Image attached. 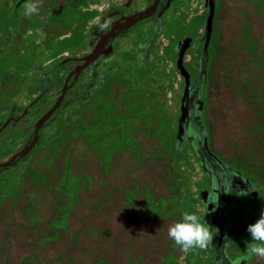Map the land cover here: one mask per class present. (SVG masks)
Instances as JSON below:
<instances>
[{"label": "flooded vegetation", "instance_id": "af4514ba", "mask_svg": "<svg viewBox=\"0 0 264 264\" xmlns=\"http://www.w3.org/2000/svg\"><path fill=\"white\" fill-rule=\"evenodd\" d=\"M22 3L23 0H0V41L6 38L0 49V129L5 125L0 133V165L13 164L8 168L0 166V182L5 180L6 173L25 164L20 186L6 198L18 202L19 207H14L9 214L1 213L6 199L0 204V264H75L73 258L66 256L74 248L75 240H92L97 231L103 232L107 243L104 256L95 257L94 264H155L156 258V264H229L230 259L241 255L244 249L238 237L247 232V226L255 219L241 223L238 230L234 226L233 206H236V215L245 219L243 199L264 202L250 179H256L264 189V169L252 147L244 153L246 157L240 151L228 157L218 153L213 148L210 121L215 117L216 72L228 56L224 49L227 12L243 8L249 4L248 0L237 3L215 0L205 59L201 56L208 14L191 9L181 0H38V14L30 18L23 15ZM101 24L105 25L103 29ZM232 49L239 51L234 46ZM2 51L7 56L2 57ZM51 54H58L60 58L49 63ZM92 55L94 60L90 62L87 58ZM235 60L232 53L231 63H236ZM261 67L259 74L264 79V64ZM202 69L197 87L195 83ZM184 73L189 78L187 98L198 95L191 106L195 112L199 111L207 131L211 159L204 161V167L197 153L198 137L191 135L186 126L178 135L181 99L186 87ZM140 85L144 88L140 89ZM94 98L107 101L114 110L106 113L111 129L106 145L108 158L104 172L92 166L95 171L88 173L92 186L86 215L93 222L86 226L90 227L89 232L93 231L86 236L82 229L79 234L85 238L74 232L70 234L72 240L68 237L69 219L65 231L28 223L32 178L37 173L43 177L46 124L75 106L78 127L89 118L90 112L86 110L92 105L87 102ZM150 103H156L155 110H150ZM159 104L168 110L165 117L160 115ZM50 109L54 110L43 124L39 119ZM140 113L147 117L139 120L136 117ZM117 115L120 116L116 120ZM121 115L125 123L120 121ZM161 122H168L171 128L165 131ZM168 130L173 134H166ZM159 132L163 133L162 138ZM112 137L125 139L124 144L114 145ZM78 140L75 138L73 147ZM31 144V151L16 162L14 157ZM183 150L197 158L203 183L198 188H193L190 180L182 177L183 173L176 179V152ZM184 162L190 171L193 164ZM46 175L51 180V172ZM159 180L165 195L153 196L150 184ZM182 180L187 183V191L177 186ZM27 183L28 195L19 202L23 184ZM129 191L133 192L131 199ZM239 192L246 195L239 196ZM146 199L161 204L160 212L144 209ZM184 212L195 213L202 222L205 220L216 229L213 244L187 253L174 246L167 232ZM30 231L36 232V239ZM141 232L151 237L153 253L160 256L154 257L139 245L136 240ZM56 234L57 239L44 241ZM64 237L68 244L56 256L44 255L43 246ZM224 245L229 249L227 257L220 251ZM88 255L83 252L82 260ZM257 259L254 257L248 264H254Z\"/></svg>", "mask_w": 264, "mask_h": 264}, {"label": "rangeland", "instance_id": "374dc122", "mask_svg": "<svg viewBox=\"0 0 264 264\" xmlns=\"http://www.w3.org/2000/svg\"><path fill=\"white\" fill-rule=\"evenodd\" d=\"M229 1L237 3L239 0ZM248 2L249 4L246 3L241 9L239 7L232 8L227 12L228 21L226 24L227 27L224 28V49L226 48L225 50L228 52V56L224 58L223 65L216 72L218 76V88L213 90L214 97H216L214 101L216 102L214 105L215 109L213 111V113L215 112V117L210 121V126L213 133V148L218 153L228 157L232 153L240 151L246 157L245 154H247L248 147H252V149H255L254 154L256 155V160H260L263 166L262 168L264 169V79L259 74L261 72L259 69L264 64V0H248ZM5 39L0 41V49ZM233 46L239 49L238 53L232 51ZM232 53L235 55L236 63H231ZM1 56H7V53L2 51ZM259 59H261L260 63ZM142 88L144 86L140 85V89ZM238 89L239 93L237 94ZM141 95L143 96L144 93L138 94L137 96ZM87 104L92 105L86 110V112H90L87 121L85 123L82 121L77 127L74 119L72 124L74 126L73 137L75 136V138L79 139L78 144L76 143L75 147H71L70 151V149L65 147V138L62 137V145L59 146L56 158L52 163L51 159L48 158L45 163V166H50V168H43L45 174L51 172V180H46L44 174L41 177L39 173L34 174L32 178V181L38 182L41 186V192L38 196V209L42 213V218L37 220L38 218L33 216V211H30L32 214L30 223L50 226L54 231H65L69 219L70 232H68V237L72 238V240L74 238L70 234L74 232H77L76 236H80L79 233H82L81 230L83 229V234L87 236L93 231L90 230L91 232H89L90 227L86 226V224L93 222L92 217L86 215L90 197L88 192H90L92 186L88 173L93 174V171H95L92 166H97L104 172L103 167L108 158L106 145L111 130L109 126L110 121L106 113L114 111L110 109L108 102L105 100L94 98L89 100ZM155 104H149L150 110H155ZM139 106H144V102H139ZM69 108L73 109L72 112H74L76 107ZM158 110L160 115L164 117L168 112L161 104H159ZM117 112L119 111L117 110ZM66 116L67 113H62L59 115V118L61 119ZM111 116L113 117V115ZM119 116L117 115L114 118L117 120ZM149 116L152 115L149 114ZM141 117L146 118L147 116L140 113L136 118L140 120ZM120 121L125 123L123 115H121ZM161 128L166 131L167 128H171V125H168V122H161ZM161 131L164 130L161 129ZM168 133L173 134L172 130H168L166 134ZM159 137H163L162 132H159ZM172 137L174 138V135ZM112 138L114 145L121 146L124 144L125 139L119 137ZM51 149L50 154L55 151L56 146H53ZM47 152L49 153V150ZM163 159L164 157L160 161L161 164L164 161ZM184 160H188L189 163L193 164L190 171H188V165ZM175 166L176 179L180 178L179 173H183L182 177H187L190 180V184L193 185V188H198L203 185L200 180L201 171L198 166V161L193 153L190 154L187 150L176 152ZM24 168L25 164H20L14 170L5 174V180L0 182V204L4 202L2 200H5L20 186L21 180L25 175ZM35 170L39 171L40 169L35 167ZM250 179L252 184L257 187L259 196L264 198V189L260 186L259 182L253 177H250ZM150 185L153 196L165 195L166 191L163 190L164 185L160 180L154 181ZM186 185L187 183L182 180L178 182L177 186L183 191H187ZM23 186V189H21L22 196L19 202H22V199L27 197L30 188L28 183L23 184ZM32 188L34 187L32 186ZM132 193L131 191L128 192L129 199H131L130 196ZM146 200L148 202H146L144 209L154 208V211L157 210L160 212L162 208L161 204L155 202L153 199ZM242 203L245 205V219L236 215V206L235 204L233 206L234 226L238 230L241 223L245 224L246 221L252 218L256 221L259 218L261 210L264 209V202L260 204L250 199H243ZM14 207L18 208L19 203H13L9 199H6L2 205L1 213L9 214ZM132 210H135V207ZM150 223L155 222L154 220H150ZM83 224L85 226L81 227L80 225L83 226ZM30 232L33 235V239H36L34 236L36 232ZM80 237L84 236L81 234ZM137 237L138 239L136 241L144 250L148 249L154 257L161 255L160 253L158 255L153 253L154 246L151 243L152 239L149 235L141 232L137 234ZM65 238L53 244L43 246L44 255L49 258L56 256L57 251H60L61 247H65L68 244ZM91 238L92 240L79 238L78 242L75 240L76 243L74 245L72 244L74 248L66 254V256L69 255L68 259L73 258L72 260L75 264H94L95 257L104 256V247L107 240L104 239L103 232L97 231L95 232V236ZM54 239H57V234L52 240ZM229 241L231 242V236H229ZM247 242H251L250 235L247 232H242L241 236L238 237V243L245 249ZM92 249H95L94 252H91ZM83 252H87L89 255L82 260ZM254 264H264V259L258 258Z\"/></svg>", "mask_w": 264, "mask_h": 264}, {"label": "clouds", "instance_id": "9594fccd", "mask_svg": "<svg viewBox=\"0 0 264 264\" xmlns=\"http://www.w3.org/2000/svg\"><path fill=\"white\" fill-rule=\"evenodd\" d=\"M22 9L23 15L28 18L38 14V0H23ZM104 27V24L100 25L101 29ZM238 195L244 196L246 193L239 192ZM214 230L216 229L210 227L205 220L202 222L195 213L184 212L169 227L167 235L174 246L187 253L193 249H205L213 244ZM246 230L251 242H247L243 253L230 259L229 264H248L254 257L264 259V209L261 210L259 218L249 224ZM220 251L224 257L228 256L229 249L226 245L221 247Z\"/></svg>", "mask_w": 264, "mask_h": 264}, {"label": "water", "instance_id": "95a60500", "mask_svg": "<svg viewBox=\"0 0 264 264\" xmlns=\"http://www.w3.org/2000/svg\"><path fill=\"white\" fill-rule=\"evenodd\" d=\"M181 1L186 6L190 7L191 9H198L202 13L208 14L206 30L204 33V46H203L202 56H201V59H205V56L207 55V46H208V42L210 40V35H211V30H212V21H213V15H214L215 0H181ZM87 59H89L90 62H92L94 60V55L89 56ZM202 71H203V69L199 72L197 81L195 83V85L197 87L199 86V83L201 81ZM184 75H185L186 87H185V91H184L182 99H181V115H180V118L178 120V126H179L178 135L180 137L183 126H186L187 130L191 133V135H195L198 137V141H197L198 143L196 144L194 142V144H196V146H197V149H198L197 153H198L200 162H202L203 167H204V161L205 160L208 161L211 159L210 158L211 157L210 152H209L208 147H207V140H206L207 139V131L205 130V128H204V126L200 120L199 111L197 110V112H195V110L191 106V102H195L196 100H198V95H193V97L191 99L187 98L188 93H189V78H188L187 74L184 73ZM53 110L54 109H50L46 114L43 115V117L41 119H39V121L43 122V124H45L49 120ZM4 127H5V125H3L2 128L0 129V133L2 132V129ZM32 148H33V144L24 148L20 153H18L14 157V159L15 158L17 159L16 162H18L21 158L25 157L31 151ZM12 165L13 164L7 163L5 165H0V166H3L4 168H8ZM220 165H223V164L220 163ZM224 167L227 168V166H224ZM204 170L207 173V175L210 176V174L206 171L205 168H204ZM228 171H229V169H228Z\"/></svg>", "mask_w": 264, "mask_h": 264}, {"label": "trees", "instance_id": "16d2710c", "mask_svg": "<svg viewBox=\"0 0 264 264\" xmlns=\"http://www.w3.org/2000/svg\"><path fill=\"white\" fill-rule=\"evenodd\" d=\"M60 58V56H58V54H51L49 55V63H54L56 62L58 59ZM50 79L48 80V83H50ZM48 104H44L43 106H47ZM73 109L69 108V110L67 109L66 111L63 112V114L67 113V116L64 118H59L54 116L52 117V119H50V121L46 124L45 126V130L43 131V168L45 166L46 161L49 159H51V163L53 162V160L56 158V155L59 151V146L62 145V137L65 138V144L66 148L70 149L71 151V147H73L74 145V141H75V136L73 137L74 134V126L73 124V120L74 122L77 120V118L74 115V112H72ZM66 121V122H63ZM46 131V132H45ZM61 143H60V142ZM56 146V149L53 153L50 154V152L52 151V147ZM69 146V147H67ZM49 150V153L47 152ZM66 151V149H65ZM65 156V155H64ZM65 158V157H64ZM51 165V164H50ZM44 176L46 177L45 172L43 171ZM47 180V178H46ZM48 182V181H47ZM33 189H32V206H31V211H33V216L35 218H38L37 220L40 219V211L37 209L38 208V196L40 195V184H37L36 182L33 183ZM37 213V214H36ZM30 216H32V214L29 212ZM31 220L28 221V223H30ZM52 240L50 237H47L44 239V241L47 243H49V241Z\"/></svg>", "mask_w": 264, "mask_h": 264}]
</instances>
